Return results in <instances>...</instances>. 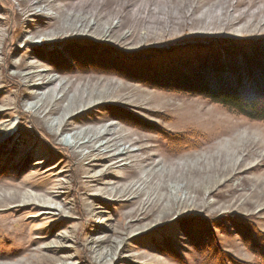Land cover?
<instances>
[{
  "label": "rangeland",
  "instance_id": "1",
  "mask_svg": "<svg viewBox=\"0 0 264 264\" xmlns=\"http://www.w3.org/2000/svg\"><path fill=\"white\" fill-rule=\"evenodd\" d=\"M218 39L264 0H0V264H264V122L105 63Z\"/></svg>",
  "mask_w": 264,
  "mask_h": 264
},
{
  "label": "trees",
  "instance_id": "2",
  "mask_svg": "<svg viewBox=\"0 0 264 264\" xmlns=\"http://www.w3.org/2000/svg\"><path fill=\"white\" fill-rule=\"evenodd\" d=\"M72 49L73 53L75 49L79 52L78 56H85L92 61L103 60L99 59L102 57L97 56L93 49L87 55L79 45H74ZM133 56L135 57L112 55L105 63L116 73L124 72L125 74L119 75L134 83L202 97L252 120L264 122V40L218 39L205 44H185L168 50L152 48ZM58 59L60 61L57 60L56 64L66 62L62 57ZM131 66L139 68L141 73L134 68L130 69ZM137 74L140 76L137 78L141 79L143 76L146 81L134 79ZM114 113L125 114L116 109ZM126 118L129 124L132 119L135 120L128 116ZM119 119L122 120L123 117ZM160 132L171 139L168 132L163 129ZM173 147L179 149L177 152L189 149L179 143ZM239 225L244 245L253 253L259 254L250 239H255L257 244H263L264 247V238L248 222L242 221ZM210 245L216 249L215 243ZM217 255H220L219 251ZM261 257L264 258V255ZM215 259H210L211 264L215 263Z\"/></svg>",
  "mask_w": 264,
  "mask_h": 264
},
{
  "label": "bare ground",
  "instance_id": "3",
  "mask_svg": "<svg viewBox=\"0 0 264 264\" xmlns=\"http://www.w3.org/2000/svg\"><path fill=\"white\" fill-rule=\"evenodd\" d=\"M13 134H14V129L12 128V123L5 124L4 127L0 129V142ZM129 153L130 152H126L125 155Z\"/></svg>",
  "mask_w": 264,
  "mask_h": 264
}]
</instances>
